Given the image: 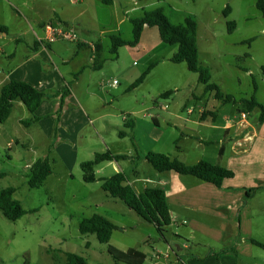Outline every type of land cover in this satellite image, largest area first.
Wrapping results in <instances>:
<instances>
[{"label":"rangeland","instance_id":"374dc122","mask_svg":"<svg viewBox=\"0 0 264 264\" xmlns=\"http://www.w3.org/2000/svg\"><path fill=\"white\" fill-rule=\"evenodd\" d=\"M21 1L0 0V22L7 27L6 33L0 32V46L4 49L0 53L2 62H6L12 55H15V62L19 61L26 48L34 44L31 34L22 36L18 33L27 27L25 19L15 13L14 5H19ZM27 1L38 6V0ZM54 1L59 4L65 2ZM84 2L87 8L83 23H69L74 25V31L80 39L96 41L101 37L106 44L109 38L105 40L101 33V22H105L113 10L117 18H122L116 35L123 39L132 38L129 16H139L144 10L155 8L158 4H162L173 23L183 22L188 15L194 17L197 22L198 60L209 69V81L216 83L224 93H231L240 99L251 96L255 80L256 98L264 99V33L261 32L264 28V15L256 8L255 0H115L111 5L101 0ZM81 3L78 0L76 5ZM226 4L231 8L227 16L223 14ZM39 7L43 8V5L40 3ZM69 13L73 12L70 10ZM228 19L235 21L231 31L227 30ZM143 30L137 44L122 45L116 53L108 49L109 45H104L100 67L85 66L83 73H78L80 81L77 85V89L83 93L89 85L93 88L102 87L114 98L113 103L118 108H131L132 105L134 115L130 117L135 120V155L136 151L139 154L145 149L158 151L161 146L170 145L172 131L169 125L174 123L175 113L185 114L186 110L193 109L190 116H196L200 109L216 110V106L213 108L212 105L218 106L221 103L214 97L213 91L205 90L203 83L198 81V74L189 70L185 62L175 63L170 57L159 61L142 82L128 90L152 60L162 55H172L177 49L176 44H167L160 39L156 26H147ZM250 38L248 43L242 42ZM54 41L50 44L60 53H66L69 57L76 55L75 41ZM245 53L249 56L244 57ZM89 64L92 65L91 60ZM114 78L119 84L112 87ZM165 91L167 94L160 96ZM228 106L237 112L236 105L230 103ZM257 110L259 108H254L250 117ZM25 113L29 115L25 107H15L2 123L7 132L11 130V137L21 135L26 128L24 122L21 125L17 122V117H23ZM114 138L121 140L116 135ZM199 139L202 137L195 134L190 140L178 139L172 145L190 146L194 140ZM4 145L0 147V171L4 173L0 178V190L13 186V196L20 201L25 214L16 220H9L0 210V264H66L67 252L81 254L88 264H129L123 260L116 262L108 252L109 245L120 250L137 247L147 254L142 264H150L148 253L152 252V247L162 246L153 223L144 221L121 199L111 196L100 186V181L87 182L82 179L81 166L73 168V178H66L67 169L59 158L53 164L55 173L47 183L29 187L24 166L31 157L40 153L43 142L39 148H30L25 143L14 145L13 148H4ZM229 146L230 143L226 142L228 155ZM99 166H105L102 170L104 174L98 173L97 176L105 177L112 173V166H107L106 161L100 162ZM124 171L130 179L143 178L142 182L147 177H154L156 173L144 156L135 158L133 167L130 165ZM250 204V210L256 209L258 213L251 216L255 233L252 238L262 243L261 246L254 245L252 253L259 264H264V194L258 193ZM93 213L105 215L118 226L107 243L100 242L94 233H79V220ZM171 229L176 227L170 224L166 231L170 232ZM184 230L187 238L181 239L183 242L189 239L194 243V246L191 244L194 255L199 254L196 250L198 243L213 249L223 246L210 239L213 238L210 234L203 236L197 230L195 239L191 241L193 236L189 226L185 225Z\"/></svg>","mask_w":264,"mask_h":264},{"label":"crops","instance_id":"0c3cea01","mask_svg":"<svg viewBox=\"0 0 264 264\" xmlns=\"http://www.w3.org/2000/svg\"><path fill=\"white\" fill-rule=\"evenodd\" d=\"M84 1L81 0L82 3L78 6L76 5L78 0H65L62 4L54 0H38V6L22 0L19 5L15 4V13L22 16L27 24V27L18 33L22 36L31 34L34 37V44L26 48L24 55L17 62L14 61L15 55L7 58L6 62L0 60V88L9 80H21L46 94L34 113L37 119L28 122L31 125L24 123L26 128L21 135L11 137V130L7 132L0 123V147L5 144L4 148H9L8 144L11 142V148L24 143L30 148H39L43 142L40 153L36 157H31L24 166L27 177L30 165L34 161L47 158L52 171L43 184L55 173L53 164L56 158H59L66 167V178L68 176L73 178V168H79L82 162L93 159L97 152L110 151L113 154L128 155L125 159L106 160V165L112 166L110 174L112 175L119 170L125 173L124 170H128L130 165L133 167L135 158H143L149 151L145 149L138 153L139 155H135L131 141L132 137L135 141V120L130 117L134 115L132 105L131 108H118L113 103L114 98L112 99L108 91L105 92L102 87L93 88L89 85L83 93L77 89L80 77H74L76 73H83L85 66L96 68L95 65H101L104 45L110 47V35L119 33L122 23V18H117L116 11L113 10V14L105 22H101V33L104 34L105 40L109 38L108 44L106 41L103 42L101 37L96 41L80 39L83 43H76V55L69 57L52 46L50 44L52 42L44 44L38 40L44 34L42 24L51 19L74 21L81 25L87 8ZM114 2L115 0L111 4ZM40 3L43 8L39 7ZM157 6L162 7V4ZM70 10L72 14L69 13ZM72 25L69 24L74 29ZM261 32L264 33V28ZM250 40L251 38L242 42L248 43ZM94 43H98L99 50L95 65L92 61L91 65L89 61L95 53L90 44ZM0 48V53L4 52L1 46ZM78 56L80 58L77 59ZM247 56L249 55L245 53L244 57ZM169 57L171 55H162L152 60L151 63L156 62L152 68H155L159 61ZM73 82L75 83L72 85ZM65 89H68V92L62 94ZM258 101L264 105V99L260 98ZM228 104L230 103H220L218 106L213 104L216 110L200 109L196 116H190L194 112L193 109L186 110L185 114L175 113V121L169 125L172 131L169 139L171 143L157 149L158 152L191 164L200 159L215 161L219 145L223 143L222 164L230 168L234 174L233 177L224 179L221 186L217 187L196 176L173 170L156 171L154 177H147L143 182L141 181L143 178L140 177L132 179L127 177V182L138 193L152 185H158L165 191L171 213L170 224L176 227L170 232L166 231L164 238L158 235L157 239L162 246L152 247V252L148 253L150 264L152 261H158L157 264H259L252 253L256 244L249 240L255 234L251 216L258 213L256 209L250 210V203L258 193L264 194V121L258 120L259 110L252 117L250 114L254 109L250 112L244 111L246 116L241 118L240 113L234 112ZM15 107L19 109L25 107L28 111L19 99L13 101L11 112ZM28 113L29 115L25 113L23 117H17L18 125L31 118L32 114L29 111ZM233 117L236 118L231 122L230 119ZM129 118L134 120V127L131 129L124 125L125 120ZM155 122L158 123V120ZM119 130L128 131V134L119 137ZM195 134L202 139L194 140L190 146L172 145L178 139L190 140ZM115 135L121 140H115ZM226 142L230 143L229 155L226 154ZM99 164L93 169L96 181L102 178L96 174H104L102 170L105 166ZM81 176L83 179L82 171ZM246 191H249V194ZM183 224L188 225L191 230L193 236L191 241L195 239L197 230L203 236L210 234L213 237L210 239L222 244V248L213 249L209 245L202 247V244L198 243L199 247H196V250L199 254L194 255L191 248L194 243L189 239L184 242L181 239L186 237ZM140 251L147 255L145 251Z\"/></svg>","mask_w":264,"mask_h":264},{"label":"trees","instance_id":"16d2710c","mask_svg":"<svg viewBox=\"0 0 264 264\" xmlns=\"http://www.w3.org/2000/svg\"><path fill=\"white\" fill-rule=\"evenodd\" d=\"M102 3L111 4L113 0H101ZM256 7L264 15V0H256ZM230 12V6L225 5L223 14L227 16ZM60 22L64 25H69L67 21L59 19H51L44 22L42 26L47 23L55 24ZM132 24V38L123 39L117 35H110V50L112 53L117 52V48L125 44H137L143 29L147 26H156L160 39L167 44H176L177 50L171 55L170 60L179 63L185 62L187 68L198 74V81L203 83L205 90L214 92V97L221 103H232L237 106L238 113L242 111L250 112L254 108H259L258 120L264 121V105L256 98V83L253 80L254 90L249 98L236 99L232 94L224 93L220 90L216 83L210 82L209 69L200 64L198 60V46H197V22L194 17L188 15L183 22L173 23L164 11V8L157 6L152 9L144 10L143 13L136 17H131ZM227 30L231 31L234 28V21L228 19ZM0 32H7L6 26L0 24ZM83 43L82 41L76 42ZM45 44V43H44ZM94 64L96 63V55L99 50L98 43H94ZM156 62L148 65L147 69L135 79V81L128 88L135 87L143 81L145 75L152 69ZM94 67H100L95 65ZM78 73L75 74V78ZM68 92L65 89L62 94ZM167 91L160 94L164 96ZM46 94L31 85L28 82L21 80H9L0 88V123H3L11 113L13 101L19 99L26 106L28 111L32 114L31 118L24 120V123L31 122L37 119L34 114L36 109L41 104L43 97ZM125 127L131 129L134 127V120L129 118L125 120ZM128 134V131L119 130V137ZM133 147L135 149V141L131 138ZM136 150V149H135ZM224 154V144L220 143L215 161L210 162L205 159H200L195 163H185L176 157H171L166 153L149 150L144 154V158L152 165V167L159 172L166 170H173L181 174H189L196 176L206 182H209L217 187L221 186L226 178L233 177V171L230 168L223 166L222 157ZM136 155L138 151H136ZM128 158L126 154H113L110 151L97 152L93 159L81 163L83 169V179L87 182L96 181L97 178L93 172L96 164L106 160H119ZM52 168L47 158L37 159L29 168L27 176V184L29 187H38L42 185L51 173ZM0 171V178L3 176ZM101 187L111 196L121 199L129 209L135 211L144 221L151 222L155 225L158 235L162 238L165 236L166 228L171 223V213L166 202L165 191L158 185L147 186L142 192H136L134 187L127 182V176L122 171H117L110 176L99 178ZM15 188L13 186L5 187L0 190V210L2 214L9 220H16L25 214V210L17 199L14 198L13 193ZM249 194V191H246ZM118 226L112 222L105 215L100 213H93L91 216L82 217L78 223L79 233L85 235L94 233L100 242L107 243L110 240L112 232ZM249 240L257 245L262 243L256 239L249 238ZM108 252L113 259L123 260L129 264H142L145 255L142 251L134 247H129L126 250L117 249L111 245L108 247ZM66 264H88L87 260L81 254L76 252H67Z\"/></svg>","mask_w":264,"mask_h":264},{"label":"built area","instance_id":"2783aa9c","mask_svg":"<svg viewBox=\"0 0 264 264\" xmlns=\"http://www.w3.org/2000/svg\"><path fill=\"white\" fill-rule=\"evenodd\" d=\"M43 27V37L39 38L38 40L44 43H49L52 42L56 39L62 40V39H69L75 42H80V38L77 36V34L75 33L74 29L72 27H70L69 25H64L60 22H55V24H50L47 23L45 24ZM91 49L94 52V45L90 44ZM1 51V48H0ZM94 58H95V54L92 55L91 57V61L94 62ZM118 84V81L116 78H114L112 80V85H116ZM246 116V113L244 111L240 112V117L244 118ZM234 118L233 117L230 119L231 122H234ZM12 143L9 142L8 146L11 147ZM158 261H152V264H157Z\"/></svg>","mask_w":264,"mask_h":264}]
</instances>
